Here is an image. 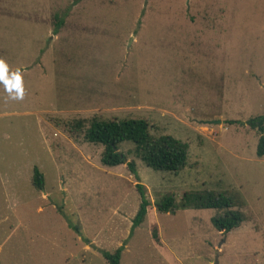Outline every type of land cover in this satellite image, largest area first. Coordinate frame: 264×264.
<instances>
[{
	"label": "rangeland",
	"instance_id": "obj_1",
	"mask_svg": "<svg viewBox=\"0 0 264 264\" xmlns=\"http://www.w3.org/2000/svg\"><path fill=\"white\" fill-rule=\"evenodd\" d=\"M0 59L24 91L0 83V264H108L120 245V264H264V155L247 124L264 115V0H0ZM123 118L188 143L186 166L154 171L130 142L102 165L83 130ZM130 160L150 201L133 229ZM202 189L233 197L240 226L156 210Z\"/></svg>",
	"mask_w": 264,
	"mask_h": 264
},
{
	"label": "trees",
	"instance_id": "obj_2",
	"mask_svg": "<svg viewBox=\"0 0 264 264\" xmlns=\"http://www.w3.org/2000/svg\"><path fill=\"white\" fill-rule=\"evenodd\" d=\"M63 21H55L54 33L59 31ZM252 129H258L260 136L257 143L256 154L264 155V115L247 120ZM78 126H82L79 122ZM83 137L87 142L100 144L103 150L100 162L104 166L114 167L125 163L126 156L120 152L119 146L123 142L134 145L135 155L154 171L177 172L186 166L188 161V143L169 134L154 136L150 133V125L142 118H123L112 120L92 119L88 127L83 130ZM130 173L135 177L137 192L140 195V204L132 221V229L139 226L145 219L150 201L146 196V188L139 183V175L134 160L126 163ZM33 184L42 189L43 175L34 168ZM233 197L226 192H217L209 189L192 190L185 192L180 201L174 195L163 194L156 201V210L161 213H174L179 209H208L220 210L211 217L214 228L222 234L230 232L240 226L245 220L244 214L234 209ZM124 246L120 245L113 252L102 251V256L108 264H120L121 253Z\"/></svg>",
	"mask_w": 264,
	"mask_h": 264
},
{
	"label": "clouds",
	"instance_id": "obj_3",
	"mask_svg": "<svg viewBox=\"0 0 264 264\" xmlns=\"http://www.w3.org/2000/svg\"><path fill=\"white\" fill-rule=\"evenodd\" d=\"M0 83L5 85V89L12 99H23L24 91L22 74L19 70L10 73L7 64L3 59H0Z\"/></svg>",
	"mask_w": 264,
	"mask_h": 264
},
{
	"label": "water",
	"instance_id": "obj_4",
	"mask_svg": "<svg viewBox=\"0 0 264 264\" xmlns=\"http://www.w3.org/2000/svg\"><path fill=\"white\" fill-rule=\"evenodd\" d=\"M212 122H217V121H212ZM125 161H126V159H125ZM216 264H217V262H216Z\"/></svg>",
	"mask_w": 264,
	"mask_h": 264
},
{
	"label": "crops",
	"instance_id": "obj_5",
	"mask_svg": "<svg viewBox=\"0 0 264 264\" xmlns=\"http://www.w3.org/2000/svg\"><path fill=\"white\" fill-rule=\"evenodd\" d=\"M219 232V231H218ZM221 233V232H220Z\"/></svg>",
	"mask_w": 264,
	"mask_h": 264
}]
</instances>
